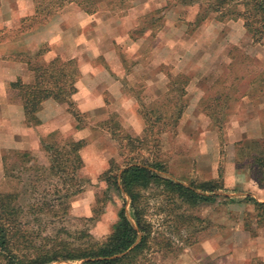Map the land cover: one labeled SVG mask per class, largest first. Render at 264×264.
Masks as SVG:
<instances>
[{"label":"rangeland","instance_id":"374dc122","mask_svg":"<svg viewBox=\"0 0 264 264\" xmlns=\"http://www.w3.org/2000/svg\"><path fill=\"white\" fill-rule=\"evenodd\" d=\"M110 1L99 4L93 15L75 4L68 5L48 24L34 31L66 17L64 27L67 30H74L75 24L85 25L78 32L95 40L87 45L84 60L94 66L107 67L100 48L101 40L96 42L97 37H106L108 42H113L112 61L123 67L119 74L114 73L123 84L121 99L107 95L106 106L98 115L81 112L75 102L80 123L67 104L49 99L60 106L67 118L74 119L77 126L80 124L81 128L76 126L77 130L84 131L83 138L75 136L74 131H54L41 139L60 134L85 143L84 152L80 153L84 162L80 173L85 182L83 191L71 204L72 221L64 225L73 236L78 229H88L94 241H104L118 221L122 201L116 193L107 191L101 175L111 168L112 163V168L119 169L118 174L129 163H161L166 175L176 181L189 185L190 182L198 184L222 179L224 190L218 193L220 197L215 203L197 208L169 206L159 190L146 193L149 220L158 238L156 249L161 251L154 255L156 264H233L235 260L243 259H247L246 264H264L257 256V253L264 252V227L256 228L255 206L244 202L247 196L243 194L249 187L236 185L225 175L234 162L249 180L255 182L259 175L251 158L263 155L264 138L262 142L245 138L232 144L229 136L232 133L228 128L234 119L245 118V106H253L256 116L264 121V113L260 112L264 104V39L254 43L246 31L237 46H228L232 45V39L228 37L232 21L219 22L212 15L196 27L200 8L184 6L179 0H112L116 2L112 5L108 4ZM34 14L35 0H0V31L5 30L0 33V60L6 68L20 62L26 55H34L29 54L25 42L26 37L34 32L17 33L18 22ZM212 17H215L213 21ZM88 20L93 23L86 24ZM223 24L226 26L221 31L218 27ZM56 32L52 27L49 34L52 36ZM73 45L71 42L58 49L51 61L56 58L67 61V51ZM44 46L53 51L49 43ZM44 57H34L33 61L40 64L51 62H45ZM187 64L201 68H194L192 74H186L182 67ZM25 66V77L17 79L32 84L34 73ZM157 69H161L162 74L158 73L161 78L157 77ZM80 80L81 72L78 82ZM171 81L175 84L172 85ZM192 81L196 82L191 84ZM201 91L204 96L199 102V111L218 120L210 126L214 139L213 136L204 138L205 133L199 129L202 125L200 118L187 116L188 123L180 129L188 107ZM19 98L17 91L9 92L7 87L9 103L20 104ZM20 109L23 114L22 107ZM181 111L183 115L178 120ZM38 118L40 120L39 114ZM195 118L197 121L191 120ZM190 120L197 130L194 126L190 128ZM5 128L0 123V131ZM204 139L207 140L203 142ZM25 152L30 153L29 162L21 157ZM47 163L48 157L41 143L35 150L0 149V194L23 191V182L35 176L36 171ZM105 164L107 169L101 173ZM225 196L236 202L225 200ZM245 222L257 229V236L246 231ZM64 225L55 224L49 233Z\"/></svg>","mask_w":264,"mask_h":264},{"label":"trees","instance_id":"16d2710c","mask_svg":"<svg viewBox=\"0 0 264 264\" xmlns=\"http://www.w3.org/2000/svg\"><path fill=\"white\" fill-rule=\"evenodd\" d=\"M179 1L184 6L200 8L196 27L215 15L219 22L243 20L254 43L264 39V0ZM104 2L106 0H35L34 16L21 19L17 33L25 35L34 32L68 5L75 4L85 13L93 15L98 11L99 4ZM115 3L112 0L108 2L111 5ZM48 52L49 49L44 46L33 56L22 57L20 62L34 73V82L25 84L17 79L10 83L9 92H18L28 127L41 124L38 114L43 103L49 99L67 104L80 123V112L73 100L80 77L78 63L61 58L47 64L33 61L34 57L41 58ZM181 92L183 95V89ZM182 115L183 111L178 120ZM211 118L218 123L212 115ZM80 128L78 124L77 129ZM217 130L221 131L219 127ZM253 143L258 144L257 141ZM41 146L47 154L48 163L37 170L35 176L23 182V191L0 194V264H156L154 255L161 251L156 249L158 238L149 220L146 193L159 190L169 206L197 208L215 203L220 197L218 193L224 190L222 179L198 184L190 182L189 185L176 181L166 175L161 163H129L119 174V169L112 168V163L100 179L106 183L107 191L116 193L122 201L117 223L102 242L94 241L88 229H78L73 236L64 224L72 221L71 204L83 191L85 182L80 173L84 162L80 153L85 143L72 136L51 134L41 141ZM21 157L30 161L28 152L21 153ZM251 160L258 170L257 184L264 188V153L253 155ZM3 163L6 168V156ZM24 198L28 201H22ZM224 199L236 202L230 197L225 196ZM244 202L255 206L256 228L264 227V202H258L251 196L245 197ZM57 223L64 226L49 233V229ZM245 229L253 236L258 234L249 222H245Z\"/></svg>","mask_w":264,"mask_h":264},{"label":"crops","instance_id":"0c3cea01","mask_svg":"<svg viewBox=\"0 0 264 264\" xmlns=\"http://www.w3.org/2000/svg\"><path fill=\"white\" fill-rule=\"evenodd\" d=\"M214 19L215 17H212L211 21ZM65 21L66 17H63L60 21L55 20L45 28L28 35L25 42L29 47V54H35L44 44L49 43L53 48V51H49L48 54L45 55V59L43 58L45 62H49L51 61L53 54L57 53L56 51L58 49H61L68 43L74 42V45L67 51L66 56L68 60H77L79 62V70L81 72V80L77 83L78 89L73 96V100L77 103V107L81 112L98 115L106 106L105 99L107 95H110L114 99H121L123 96V84L114 76V73L116 72L119 74L120 71L123 70V67L121 64L119 65L118 62L112 61L111 45L113 42H108L106 37L100 38L99 36L97 37L96 42H98V39L101 40L100 48L103 50V56L108 64L107 67L94 66L92 63H89V61L84 60L87 55V45L89 46V44L92 41L95 42V40H93L91 36H84L78 32V30H81L85 25L75 24L74 30H67L66 27H64ZM86 22V24L93 23V21L89 20ZM229 24H231V27L229 28L231 32L228 34V37H231L232 45L228 46H237V41L241 40L246 35L244 21H232ZM223 25V27H218L221 31H223V28L226 26L225 24ZM52 27H54L57 32L55 35L51 36L49 32ZM173 66H175V63H173ZM185 66L182 67V71L186 74H192L194 68H196V70L201 68L199 65L193 67L187 64V66ZM157 70V77L161 78L159 76L162 74L161 69ZM23 71L26 72V66L21 62L14 63L12 66L6 68L0 60V123L6 126L5 129L0 131V149L35 150L39 147L41 139L54 131H60L63 133L74 131L75 136L83 138L84 131L77 130L75 120L67 118L60 106H58L53 100H47L43 103V109L39 113L41 120L39 126L28 127L25 124L23 106L20 104H11L7 101V87H9V84L15 81L18 77H25V72L23 73ZM195 82L192 81L191 84ZM198 95L200 96L197 97L188 107L185 117L181 122L180 129H184L188 123L189 119H187V116H193L197 119L200 118L202 125L199 129L205 133L204 138H206V136L209 138L211 136L212 138L213 136L214 139L215 136L213 135V132L210 131V126L213 121L209 117V113L205 114L199 111V102L204 96V92L201 91ZM20 107H22L23 114L20 111ZM261 110H264V104L263 106L261 105L260 109V112L264 113ZM241 114L244 115V113ZM256 115L257 111L253 109V106H245V118H240L241 120L234 119L229 122V124H231L229 126L231 127L228 129L231 130L232 133L229 135L232 144L241 142L245 138L260 139L257 141L262 142V138H264V121ZM196 118L191 120L197 121ZM191 120L189 122V125L191 126L190 128L194 126L193 128L197 130V126ZM205 140L207 139H204L203 142H205ZM82 152H84V150H82L81 153ZM104 159L106 160V156H103V160ZM233 164L234 166L230 165L227 168V173L225 174L226 179L234 181L236 185H247L249 190L243 195L251 196L258 202H264V188L260 187L257 184V181L253 182L252 180H249V178H246V175L237 169L235 162ZM106 169L107 167L105 164L101 167V173ZM92 175L97 176L95 174ZM257 256H259L264 262V252L257 253ZM246 262L247 259L241 261L235 260L233 264H246Z\"/></svg>","mask_w":264,"mask_h":264}]
</instances>
